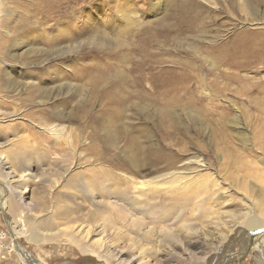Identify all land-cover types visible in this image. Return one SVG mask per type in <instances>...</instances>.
<instances>
[{
	"label": "rangeland",
	"instance_id": "374dc122",
	"mask_svg": "<svg viewBox=\"0 0 264 264\" xmlns=\"http://www.w3.org/2000/svg\"><path fill=\"white\" fill-rule=\"evenodd\" d=\"M217 1L215 8L202 0H159L155 5L154 0H76L75 18L59 20L56 1L50 2L51 11L38 13L26 0H0V107L16 105L26 117L63 119L73 128L75 142L62 154H69L76 170L91 165L89 155L101 156L98 163L117 172L123 165L154 164L150 156L163 153L175 155L178 166L199 155L209 167L203 173L218 177L224 189L217 197L226 203L223 211L248 208L264 219V90L248 87L264 79V70L228 64L235 58L229 50L241 48L242 32L264 31V24L246 19L238 0ZM123 6L136 11L140 21L128 22ZM256 11L264 22V3ZM87 15L88 25L83 23ZM229 72L234 76L227 78ZM8 124H1V142L9 138ZM40 133L29 135L38 142L48 139ZM81 170L61 182L54 194L46 181L34 184L33 192L25 187L24 204L33 195L48 210L60 212L59 218L65 215V221L78 225L88 220L83 207L89 206L87 191L78 179L90 172ZM3 175L0 168V192L7 181ZM69 203L84 211L68 214ZM9 205L16 208L14 202ZM163 225L156 224L158 231L141 243L174 244V250L158 253L162 264H199L193 262L198 259L206 264H264V247L244 252L242 245L252 234L240 238V227L221 240L214 226L190 235L177 223L172 239L171 229ZM14 227L23 231L19 223H8L0 204V264H23L13 250L16 240L48 264H90L95 257L62 233L53 242L35 243L28 239L27 226L15 240ZM123 232L121 244L128 246L131 240ZM136 234L132 232L134 238ZM133 252L123 253L128 264L137 262L130 258ZM150 264L159 263L153 257Z\"/></svg>",
	"mask_w": 264,
	"mask_h": 264
},
{
	"label": "bare ground",
	"instance_id": "6f19581e",
	"mask_svg": "<svg viewBox=\"0 0 264 264\" xmlns=\"http://www.w3.org/2000/svg\"><path fill=\"white\" fill-rule=\"evenodd\" d=\"M26 1L28 6L33 5V11L38 13L51 11L50 2L56 1L57 8L55 7V10L59 11L61 15L59 20L70 16L75 18L77 15L76 0ZM158 1L154 0L153 5ZM202 1L215 8L219 5L217 0ZM238 3L246 19L251 17L252 21L256 20V25L264 24L263 21H259L256 11L257 7L264 3V0H238ZM122 9L121 12L127 11L124 16L129 19L128 22L138 23L140 21V18L136 17L138 15L136 11L127 8V6H123ZM88 16L83 17V23L87 25L91 19ZM245 31L242 32L241 38L238 40L241 48L239 49L237 46L234 50H229V54L231 56L234 54L235 57L228 62L229 68L244 69L251 66L264 70V31L246 33ZM229 73L231 76H227V78L234 76L231 72ZM248 87L251 90L261 88L264 90V79L258 83L251 82ZM18 111L20 110L16 105L9 109L0 107V135L1 124L5 120L7 123L9 122L8 128L5 127L9 138L4 142L0 141V168L7 180L0 192V204L8 218V223L14 226L19 223L20 230H23L19 232L15 231V227L13 228V231L17 233L12 231L15 240L19 234L25 233L27 226L29 227L28 239L35 243L53 242L56 236L62 233L69 241L78 242L84 253L95 256L90 264H107L108 259L112 260L110 264H128V257L123 253H131L134 250L136 251L130 258L136 257L137 262L129 264H150V259L153 257L159 264H162L164 258L157 259L158 253L160 254L168 248L174 250V244L168 246L158 244L151 247L141 244L143 241H148V238L158 231L156 228L158 223H164L165 229H171L172 239L175 237L172 228L177 223L181 230L190 235L196 234L201 229L211 231L210 226H214V230L221 235V240H226L228 234L239 227L240 238L244 234H252V230H257L252 234L253 236L248 235L250 237L244 238L245 243L242 245L246 246L244 252L251 251L255 247H259V249L264 247V219L251 214L252 212L248 208L233 213L223 211L221 205L224 203L222 204L217 197L224 189L220 186L218 177L210 171L203 173V171L209 170V167L199 155L183 159L178 166L174 160L175 155L163 153L157 155L156 159L150 156L151 159L154 158V164L145 165L143 162L134 165L133 168H125L123 165L120 172H117L116 169H108L107 165L103 166L98 163L101 161V156L99 158L97 155L98 158H96L89 155V159L93 158L94 161L90 162L91 165L88 164L89 166H83L81 169L90 173H84L82 179L81 177L78 179L87 191L85 197L89 206L83 207H87L85 215L89 218L78 225L72 224L68 220L65 221V215L59 218L60 212H56V209H54L55 212L48 210L45 201H40L33 195L28 203L24 204V195L27 190L25 187H29L33 192L37 186L34 184H42L46 181L50 182L49 193L54 194L61 182L68 180L69 175L78 174L81 169L76 170L78 166L73 168V160L69 159L68 153L62 154V152L74 148L75 135L71 130L73 128L70 129L65 122H62L63 119L35 118L33 115L26 117V114L21 115ZM8 114L9 116L5 118ZM25 121L30 124V128L27 127L28 123ZM20 127H23L28 133L21 132ZM35 130L42 132L40 135L45 134L48 139L43 142H38L35 137L31 139L29 133ZM59 140H63V144L60 142L57 144L56 141ZM61 149L62 151H60ZM79 154L83 155L81 152ZM161 162L164 164L160 165ZM61 164H65L63 170L60 167ZM183 166H188L191 171H186L187 168ZM82 172L83 170H81ZM91 172L95 174L91 175ZM148 176L149 178H147ZM226 199L228 198L226 197ZM11 202H14L16 208H10L9 203ZM72 205L70 203L67 205L68 214L82 210L81 205L78 207ZM26 213L29 215L27 216ZM123 231L128 232L131 240L128 246L124 245L125 243L121 244V238L125 234ZM133 231L138 232L136 238L140 235L141 242L139 244L132 235ZM12 246L23 264H48L18 240ZM182 247L184 246L182 245L180 249ZM223 261L225 262L226 258L223 257L221 262L223 263ZM193 262L206 264L201 259L193 260Z\"/></svg>",
	"mask_w": 264,
	"mask_h": 264
},
{
	"label": "water",
	"instance_id": "95a60500",
	"mask_svg": "<svg viewBox=\"0 0 264 264\" xmlns=\"http://www.w3.org/2000/svg\"><path fill=\"white\" fill-rule=\"evenodd\" d=\"M257 230H252V234L256 233Z\"/></svg>",
	"mask_w": 264,
	"mask_h": 264
}]
</instances>
